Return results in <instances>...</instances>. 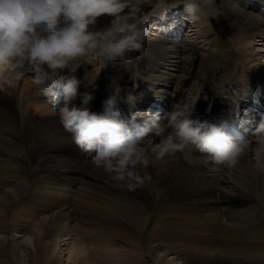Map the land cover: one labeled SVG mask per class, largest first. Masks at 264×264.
Segmentation results:
<instances>
[{
	"label": "bare ground",
	"instance_id": "6f19581e",
	"mask_svg": "<svg viewBox=\"0 0 264 264\" xmlns=\"http://www.w3.org/2000/svg\"><path fill=\"white\" fill-rule=\"evenodd\" d=\"M233 2L246 27L243 29L244 31L242 30L245 36L243 42L245 52L251 56L257 52L254 57L261 56L260 54H264V23L261 22H264V0H233ZM260 11L262 13L258 14ZM163 12L164 17L161 18L160 15ZM256 13L258 18L254 17ZM187 14L188 11L182 7L156 10L154 15L147 18L148 23L151 24L150 32L154 31L155 33L150 34L149 37L157 35V38L149 39L148 37L145 41L155 42L157 39V41L163 40L170 43L179 37L183 30V34H186L188 31L184 28L182 30L180 25H186L185 22L188 19L184 20L183 17ZM245 19L249 21L248 25ZM101 26L104 25L101 24ZM224 45V42L216 44L217 48ZM229 48L231 47L228 46L227 49ZM236 48H233L235 52ZM242 48L241 51H243ZM240 50L238 51L239 56L234 62L224 61L223 58L221 59L222 56L216 53L210 54L205 60L195 61L201 68L202 81L205 84L208 81L211 83L219 81L221 74L226 72L224 77L227 76L226 78L229 77V79L226 80L223 77L217 83L223 81L225 87L236 86L234 83L227 82L233 81L237 75L246 73V68L244 70V65L241 63L242 61L245 63V56ZM234 51L231 53L229 51V54L233 55ZM221 52L225 55L222 50ZM146 61L147 57L143 56L140 61L134 62V70L138 71L143 68ZM124 62L120 60L109 62L105 64L106 68L99 61L89 62L82 58L79 61L80 67L89 68L91 71L86 81V92L90 93L94 99L87 106L82 104V100L75 102V106L77 107V104L80 103L79 107H87L91 112L101 114L103 102L112 94L109 88V77L120 73L121 91L117 99H120L118 106L125 108L122 98H127L130 103L129 97L134 98V94H136L134 88L137 84H130L133 72L129 67L130 62L128 65ZM222 62L224 63L222 64ZM232 65L236 66L234 67L236 68L235 74L230 73ZM28 70V65H25L22 69L24 75L21 78L16 79L13 76L9 84L1 87V89L8 90V93L2 92L3 95L0 96V155H12L14 161L9 160L6 164L4 163L5 167L0 164V201L2 204H6L5 213L12 212L11 210L19 207L21 210H27L30 214L41 216L43 227L42 231L37 233V231L24 226L27 220L23 217L19 219L11 217L14 221L10 218L5 221L0 219V260L15 259L19 261L20 258H23L28 261V264H200V262L229 264L226 260L217 257V254L223 251L246 254L251 256V259H255V256L258 257L249 262L238 261L235 264H264V172H260L254 165L256 143L253 144V151L247 146L244 154L237 161L238 165L235 169L238 172L237 176H234L237 180L240 179L238 182H240L241 188L232 186L237 187L233 188L235 193L240 191L238 197L232 198V195L227 196L217 189V184L221 179L220 174L211 172L210 168L213 165L205 161L202 156L195 158L198 151L189 152L188 149H185L158 157L151 149L154 143L159 142V138L150 139V136L145 138L147 142L144 140L143 143H147L145 149L149 163L147 165L138 164L135 169L136 173L148 172L150 175L143 179L137 174L135 179H130L132 184H128L125 189L127 192L118 188L119 193H116L111 183L113 182L114 185L119 179L111 174L108 175L109 172L106 174V171L98 166L86 164V160L94 161L93 158L72 142L71 135L63 129L59 120L55 119L54 116L58 115L59 109L64 104L63 93L61 92L55 105L49 103V97L44 96L38 87L37 91H33V87L29 88L32 85L28 81L27 74H30ZM61 72L65 81L74 80L76 82L75 78H71V72L67 69L61 70ZM251 73L255 78L261 75V79H255L258 80L257 89H251L248 97L241 96L251 98L254 95L255 99L248 101L256 108H249V113L257 111L256 114L261 118V101H263L262 97L264 98L262 96L264 55L259 57L257 65ZM206 75L210 76L209 79ZM76 76L80 78L82 72ZM17 81L21 82L19 85L22 86V89H19L21 87L18 85H14ZM93 83L95 84L94 89L91 86ZM219 89L221 90L218 88L216 91ZM145 91L148 94L144 100L135 99L137 100H134L136 109L130 110V106L127 105L125 108L127 112L138 110L149 115L161 114L160 111L164 110L162 102L159 104L157 101V104H150L147 101L150 98L155 99L159 92L149 89H145ZM224 91H228V89H224ZM208 95L210 96V94ZM259 101L261 105L257 107ZM217 102L219 101L217 100ZM243 102L241 103L242 107H247ZM151 105L158 106V109L151 110L156 111L155 113L144 109L153 108L154 106ZM118 106L115 104V108H119ZM236 117L235 111L227 112L228 120L236 121ZM142 120L144 119L139 118L137 121L139 123ZM197 121L201 122V119L198 118ZM250 122H247V128L250 127ZM238 131H240L239 128ZM242 136L244 134H240L239 138L242 139ZM203 154V156L207 155ZM59 155L65 159L51 160V158H59ZM74 156L77 160L73 161V165L68 164L69 161L63 162L72 160ZM22 159L30 164L37 163L38 159H41L38 167L42 171L34 168L36 170H31L28 173L24 167L19 168L22 166L21 164L16 169L9 165L14 164L15 161L21 162ZM178 159L181 160L180 164L176 161ZM51 162L54 165L48 166ZM93 165L96 164L93 163ZM26 167L28 168V166ZM159 168L165 172L164 176L168 177L166 180H161V176L156 174ZM235 182L237 181L235 180ZM147 183L155 184L148 185ZM134 185L141 187L137 190L139 194L144 193L146 197H149L148 206L141 200V195L138 193L135 198L134 195L131 197L130 194L135 191L129 192V190L135 189ZM147 191L149 195H154L155 200L150 199ZM163 198L166 201L165 199L161 201ZM217 198L219 199L217 200ZM185 199H198L200 202L198 201L194 205L190 201V204L193 205L190 206L191 208H185V211L182 207L180 208V205L186 203ZM204 199L206 201L201 202ZM17 221H21V223H17ZM77 226L80 229L99 234L104 242L73 240L66 230L67 228H77ZM115 240L130 244V249L123 251L117 247V243H110ZM27 241L30 242L28 245ZM154 244L160 247L164 245V248L169 252L172 250V253L163 255L160 248L153 251L151 258H148L147 255H150L151 252L150 246L153 247ZM190 247L200 253L215 254V257L210 258L209 255L208 258L198 259V257H183L177 252L178 249L189 250ZM0 264L4 263L0 261Z\"/></svg>",
	"mask_w": 264,
	"mask_h": 264
},
{
	"label": "clouds",
	"instance_id": "9594fccd",
	"mask_svg": "<svg viewBox=\"0 0 264 264\" xmlns=\"http://www.w3.org/2000/svg\"><path fill=\"white\" fill-rule=\"evenodd\" d=\"M134 3L138 13L139 0H0V87L9 84L13 76L21 78L27 64L34 74V84L49 97V103L55 105L63 93V107L56 113L72 142L119 180L135 179L136 166L149 163L143 141L150 134L159 138L151 149L158 157L188 149L207 153L202 158L213 165L211 172L220 171L217 166H234L248 141L234 142L223 126L189 118L203 85L196 88L190 101L173 105L163 117L159 113H135L144 123L134 134L127 132L115 110L121 91L118 74L109 77L112 94L103 102L101 114L72 103L79 95L87 106L94 97L88 92L78 93L76 82L65 81L61 70L75 71L84 57L105 65L143 50L151 26L148 18L125 14ZM185 7L193 23L216 12L215 0H188ZM105 15L112 17L110 24L97 29V18ZM134 75L138 77L139 73ZM91 86L95 88L94 83ZM236 99L228 97L233 104ZM253 135L254 165L264 172V115Z\"/></svg>",
	"mask_w": 264,
	"mask_h": 264
},
{
	"label": "rangeland",
	"instance_id": "374dc122",
	"mask_svg": "<svg viewBox=\"0 0 264 264\" xmlns=\"http://www.w3.org/2000/svg\"><path fill=\"white\" fill-rule=\"evenodd\" d=\"M186 3H188V0H139V4H138L139 12L138 13L135 12L136 4L134 3L132 9H126L125 10V14L129 15V16L138 14L140 17L144 16L145 14H149V15L153 14L154 15V12L156 10H158L160 8H165V7H163L165 5H170V6H175V7H177L176 5H178V7L181 8V6H182V8L184 7L186 9V7H185ZM233 4L236 6V4L233 2V0H215V9H216L215 14L211 15V16H207L205 18H202L199 22H195V23L190 22V14L188 12V14L184 17V18L188 19V21L190 22V24H188V25L186 24L187 28H189L188 33L186 32V34H181L177 39H175L173 42H170V43H165L162 41L153 42V41L147 40L144 42L143 50L139 51V52L129 53L130 57H129V54H127L126 58L124 60L125 61L124 63H126L128 65V63L130 62L129 67L133 72V73H131L133 75H131V78L129 81L130 84H132V85L137 84L136 87L134 88L136 90V94H134V98H132L131 100H135V99L144 100V97H146L148 94L145 91V89H149L152 91L156 90L159 93L156 92L157 95L154 99L155 102L156 101L160 102V101H162V99H160V98H164V100H166L167 104H163V106H165L166 109H173V105H175V104L181 103L183 101H190L191 98H193L195 95L196 88L199 85H203V89L206 91L203 90L200 100L198 99L199 102H197L198 100L195 102V105L198 108H196L194 105V107H193L194 109H192V111L189 115V118L194 120V121H197L198 118L201 119V118H205V117L207 118V117L215 116L217 119L226 120L227 119V112L228 111H230V112L235 111L237 116L238 117L240 116V118H239L240 122L241 121H245V122L251 121L249 123L250 127L249 128L246 127L248 129V130H246V132L247 131L249 132V133L247 132L249 136H247V137L244 136L243 141H241V142L248 141L247 146L249 147L250 150L253 151V148H252L253 144L256 143V139L254 138L253 134H254V131L257 128L261 118H259V115L256 114L257 111H255V113L250 111V113H249L250 109L248 106L243 108L242 107L243 105L241 103L239 104V101H237V100H236L235 104H233V103H231V100H228V97L235 95L237 97V99H239V97H240V100L245 101V102H247L250 99V98H245V97L249 96L248 94L250 93L251 89H257L256 85L258 83V80L261 79V75H259L256 78H255V76L251 77L250 75H251L252 70L257 65V61H258L259 57H261L264 54L261 52L262 53V54H260L261 56H258V57L255 56L254 57V55L257 54V52H256L257 50L255 51L256 53H254V55L252 54V56H251V54L245 52L246 49H245V47H243V42L245 41L243 29H245L246 27L244 26V23L242 22L243 20L241 21L240 15L237 13V6L235 7ZM261 13H262L261 11L258 12V14H261ZM258 14L257 13L254 14V17L258 18ZM146 17H148V16H146ZM111 19H112V17L106 16V15L97 18L96 28L100 29L103 27H107L110 24ZM210 21H212L211 24H210ZM245 22L247 23V25L249 24L248 20H246ZM261 22L264 23L263 21H261ZM101 24H103L104 26H101ZM186 25H180L182 30H183L184 26H186ZM174 26L177 27V25H174ZM213 26H214L215 30L212 29ZM185 29H186V27H185ZM241 32H242V34H241ZM189 33H191V34H189ZM150 34H155V33H154V31H152V33H150ZM149 39H155V38H154V36H152V37L150 36ZM184 39H185V41H183ZM220 42L221 43L224 42L225 45L223 47L217 48L216 44L220 43ZM228 46H230L231 48L227 49ZM232 46H233V48H236V46H237L236 52L233 50ZM223 48H224V50H223ZM241 48L243 51L240 50ZM256 49H258V48H256ZM221 50L223 51V53L225 55L221 54L222 53ZM239 50L245 56L244 57L245 63H244V61H242L241 63L244 65V67H243L244 70L246 68V73H244L242 75H237L233 81L227 82V83H234V84H236V86L234 85V86H232V88L231 87H225V86H223L224 85L223 81L220 83H217L224 77L226 72L221 74V78L219 81H216L213 83L208 81L206 84L202 81L203 75L201 73L200 66L198 65V63H196L197 61L205 60L206 58L209 57L210 54L216 53L219 56L221 55L222 56L221 59L223 58L224 61H230L231 60L230 62H234L235 59L239 56V52H238ZM229 51H230V53H231V51H234L236 53V55H235V53L233 55L229 54ZM237 52H238V54H237ZM244 52H245V54H244ZM143 56L147 57L146 64L144 63V67L141 68L142 70L139 69L138 71H135L133 68L134 62L136 63V61H140ZM247 56H249L250 58L252 57L251 60H249L250 58ZM83 59L86 61H89V62L94 61L93 59L91 60L88 57H84ZM223 63L224 62H222V64ZM25 65H27V64H25ZM135 66H136V64H135ZM232 66H233V68H232ZM232 66H230V73L235 74L236 68H234V67H236V66L235 65H232ZM105 67L107 68L106 65H105ZM28 68H29V66H28ZM76 68H78V67H76ZM248 68L251 70H249ZM28 72L30 73V74H27L28 78L30 79V80L28 79V81H30L31 85H32L29 88L33 87V91H37V86L34 84V81H33L34 80V74L30 70V68H29ZM137 72L139 73L138 78H137V76L134 75V73H137ZM90 73H91V71L89 68L88 69L84 68L82 70V76H81L82 78L80 77L81 80H80V78H76L78 93H84L87 91L86 90L87 89V82L86 81H87V78L90 76ZM124 73L126 74V72H124ZM117 74H119V76H120V73H117ZM29 75L31 78L29 77ZM72 75H75V73H73ZM206 76L209 79L210 76L209 75H206ZM73 77H75V76H73ZM226 77H224V78L226 80H228L229 77L228 78H226ZM255 79H258V80H255ZM83 81L85 82L84 84H83ZM139 82H141V83L139 84ZM20 83L21 82H18V87H21L19 89H22V86L19 85ZM211 85H213V86H211ZM35 87H36V89H35ZM216 87L221 88V90L219 89L218 91H216L218 88L214 90L213 88H216ZM246 87H247V89H245ZM224 89L225 90L228 89V91H224ZM7 91L8 90H6L4 88L1 89V87H0V96H2L3 93H5ZM219 91H220V93H219ZM238 92L240 95L238 94ZM7 93H6V95H7ZM18 93H19V91H18ZM218 93L222 96H220ZM262 93L264 95V84H263ZM208 94H210V96ZM218 95H219V99L217 97ZM241 95H244L245 97H242ZM151 97L154 98V96H151ZM205 97H207L208 99L206 98L207 99L206 100ZM80 100H81V98L78 95L77 98L73 101V104H75V102L80 101ZM217 100L219 102H217ZM119 101H120V99H116L115 104L117 106H118ZM135 101H137V100H135ZM138 102H140V101L138 100ZM214 103H215V105H214ZM79 105H80V103L77 104V107L81 108V107H79ZM127 105H128V103L125 102V108H127ZM262 105H264V102H262ZM262 105H261V112H262V115H264V109L262 108ZM27 106L30 109L29 104ZM253 107H255V106H252L251 108H253ZM125 108L119 107L118 112L130 114L131 112L130 113L127 112V110ZM197 111H199V112L197 113ZM168 112L169 111H167V113ZM136 113H140V112L137 111ZM244 114L247 115L246 116L247 118L245 116H243ZM251 116L253 118H250ZM54 117L56 120H59L58 116H54ZM230 123L234 124V121L230 120ZM233 133H235V132H233ZM234 135L235 134H233V136ZM236 137H237V135H236ZM154 138L155 137H151V134H150V139H154ZM145 141H143V143ZM233 141L234 142H240V140H238V139H235ZM143 145L145 148H147V143H145ZM148 149H149V147H148ZM54 159L55 160H57V159L64 160L65 157H62V155L61 156L59 155V158H51V160H54ZM9 160L11 162L14 161L12 155L11 156L10 155H6V156L0 155L1 166L5 167V164L7 162H9ZM74 160H77L75 158V156L72 158V160H66L63 162L66 163L69 161L68 164L73 165ZM39 161L41 162V159H38L37 163L34 162V163L30 164V163H28L22 159L21 162L15 161L14 164L12 163L9 165L11 167H13V169H16L21 164L22 166H20L19 168L24 167L27 170V172L29 173L31 170H36L34 168H37L38 171H42V169L39 170V167H38L39 166L38 163H40ZM86 162H87L86 164H88L90 166H96L97 167V165H93L94 161H92V160H88V161L86 160ZM33 164L34 165L36 164V166H34ZM51 164L54 165L52 162L49 163V165L48 164H46V165L52 166ZM237 165H238V163H236L234 166H231V167L226 166V165L219 166L221 170L218 171V173L220 174L219 176L224 181H222L220 179V182H218V184H217V189L222 191V193H224L227 196L232 195L231 196L232 198L238 197L240 195V193H239L240 191H237V193H235V191H233L234 189L237 188V187H233V186H238V188L239 187L241 188V184H240V182H238V181H240V179L237 180V178L235 177V176H237L236 174L238 172L237 169H235L237 167ZM26 166H28V168ZM98 168H102L104 171H106L103 167L98 166ZM160 170H161V168L158 169V172ZM104 171H101V172H104ZM107 173H108V171H106V174ZM109 174H111L115 177L114 173L109 172L108 175ZM141 174H143V173H141ZM240 178H241V176H240ZM235 180L237 182H235ZM121 183H123V184H121ZM224 183H226V184H224ZM111 184H112L111 186L115 189L114 191L117 193L119 185H121L119 188L123 189V187L128 186L127 184H129V181L128 180H118L115 182L114 185H113V182ZM215 185H216V183H215ZM242 190H244V189L242 188ZM129 192H131V189L129 190ZM137 193H138V195H141V200L148 206V204H149L148 198L149 197L148 196L146 197L144 193H142V194H144V195H142V194H139V192L137 190H135V193H132V195L131 194L130 195H131V197H133V195H134V198H135V196H138ZM147 195H149L148 191H147ZM149 196H150V199L155 198L153 194H151ZM164 199L165 198L161 199V201H164ZM167 199H169V198H167ZM218 199L219 198H217V200ZM165 201H166V199H165ZM190 201L194 205L196 202H198V201L200 202V200H198V199L197 200L196 199H190V200L185 199L184 202H186V203L180 205V208L182 207V209H185V208L188 209L190 206L192 207L193 204H190L191 203ZM204 201H206V200L204 199L201 202H204ZM157 203H159V202H157ZM187 203H189V204H187ZM5 205H6L5 203L2 204L0 201V208H2V209H0V219L5 221L6 219L7 220H10V219L13 220V218L19 219L20 217H23L27 220V223H25L24 226H26L30 230L37 231V233H40L42 231V227H43L42 226V222H43L42 219L43 218H41V216H37L36 214L35 215L30 214V212H28L27 210L23 209L24 210L23 211L19 207L17 209L14 208V210H11L12 212L9 211V213H5L4 212L5 211L4 210ZM175 207H177V206H175ZM186 209H185V211H186ZM77 212H79V211H77ZM11 217H13V218H11ZM21 221H17V223H21ZM8 222H10V221H8ZM22 223H24V222H22ZM66 232L70 233L69 237L72 238L73 240H83L84 242H86V241L87 242H89V241L90 242H93V241L104 242L99 234L89 232L86 229H80V228H78V226H77V228L76 227L75 228H67ZM37 233H36V235H37ZM29 243L30 242L27 241V245ZM110 243L111 244L117 243V247L118 248L120 247L121 250H123V251L129 250L130 246H131L130 244H128V243L126 244L125 242H121V241L117 242V240H115V242L110 241ZM164 247H165L164 245L160 247V246L155 245V244L153 245V247L150 246L151 252H150V255L149 254L147 255L148 258H151V255H152L151 253L153 251H156L160 248H161L160 252H162L163 255H165V254L168 255V254L172 253V250H170L171 252H169V250L165 249ZM177 252H178V254H180L183 257H187V256L188 257L190 256L193 258L198 257V259L208 258L209 255H210L209 256L210 258H213V256L215 255V254L211 255V254H207V253H200L198 251H195L193 249V247H190L189 250L188 249L187 250L178 249ZM221 252L222 253L217 254V257L222 258L224 261L226 260L227 263H229V264H235L238 261L249 262L251 260H255L258 258L255 255H254L255 259H251L252 257L249 255H246V254L244 255V254H240V253H231V252L227 253V252H223V251H221ZM0 261L4 264H11V263H13V264H28V261L26 259H23V258H20L19 261H16L15 259L14 260H7L6 259V261H5V259H3ZM191 264H194V263H191ZM200 264H204V262H200Z\"/></svg>",
	"mask_w": 264,
	"mask_h": 264
}]
</instances>
